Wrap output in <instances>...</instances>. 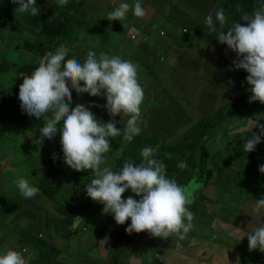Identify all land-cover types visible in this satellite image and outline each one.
<instances>
[{
	"label": "rangeland",
	"instance_id": "374dc122",
	"mask_svg": "<svg viewBox=\"0 0 264 264\" xmlns=\"http://www.w3.org/2000/svg\"><path fill=\"white\" fill-rule=\"evenodd\" d=\"M119 1L111 0H84L79 6L80 14L74 16L77 26H83L69 34L70 39L63 40L60 45L66 44L69 49L66 58H75L77 60L86 59L88 51H94L99 57L100 53L108 56H119L124 60L131 61L136 65L138 70L139 83L144 89V95L148 92L149 100L153 98L154 107L158 120L169 125L174 124L177 127L176 142L181 141L184 136L188 135L189 153L177 146L169 144L166 138L160 139L162 143V152L170 148V158L173 160L166 161L170 172L175 175H185L188 177L185 184L189 185L194 191L196 210H198V222L193 231V236L201 244H207L211 249L217 251L215 255L198 260L190 261L191 249L183 246L177 248L176 252H168L164 263L161 264H263L264 255H258V249L249 251L248 242H244V235L252 230L262 219V212L255 211V196L261 194V188L253 191L251 194L243 184V166L248 156L242 152L240 157L235 158L241 150V143L245 140L247 133L234 134L233 131L245 127L248 120V114L244 109H228L231 101L223 97L225 88L212 84L213 70L209 63L201 56L198 51L197 42L192 32L195 24L204 22L206 16L215 11L223 0H141L147 6V17L154 18L150 22L155 26L163 27L167 33L177 35L178 29L182 25L189 27L191 31V41L194 47L179 48L180 40L173 43V47L166 46L163 43L170 42V38H162L158 48L153 55L144 51H149V47L137 44L136 40L131 39V30L138 31V36L144 33L142 29H131L135 23L141 26L142 21H136L131 15L123 21L124 32L115 31V22L107 21L106 13L112 9ZM73 3L68 0L67 5ZM40 8L41 22L48 28H64L66 22L64 19L56 16L60 6H57L56 0H36ZM264 0H252L248 6H244L242 0L231 1L229 10L239 15L241 6L247 8L250 15ZM16 4L12 0H0V15L5 19L8 25L6 34L7 42L16 46L24 58L32 60L34 56H40L46 45V39L35 28H27L23 24V14L15 13ZM238 8V9H237ZM245 11V14H248ZM238 12V13H237ZM186 14L191 19L183 18ZM171 17L172 22L166 23L165 18ZM185 16V15H184ZM136 21V22H135ZM240 22H246L240 20ZM107 23V29L103 33L97 32L95 26L100 23ZM232 23L227 19L225 28L231 27ZM122 29V27H121ZM163 29V30H164ZM147 30V28H146ZM135 33V32H133ZM214 33L215 42L221 46H227L218 41ZM78 37V39H76ZM153 36L151 42L156 41ZM58 46V47H59ZM71 48H70V47ZM228 47V46H227ZM44 56V55H43ZM42 56V57H43ZM41 57V58H42ZM163 57V61L160 58ZM35 61H39L35 60ZM8 64L0 58V72L6 70ZM222 94V95H221ZM251 93L247 91L239 101L245 103L249 101ZM81 98L72 92V107L78 103L86 105L95 102L101 107H91L90 110L96 115L97 119L101 117L104 122L110 119L106 109L102 106L106 103L103 96L94 97L84 93ZM226 109H218L221 108ZM237 103H233L236 107ZM142 111L144 104H142ZM232 107V106H231ZM251 108L260 114H264V104L259 101L251 103ZM6 130L0 137V254H4L8 249L5 245L6 236L17 234L15 239V249L21 252L26 259V264H120L125 261L126 264L131 262L135 264H158L154 250L159 249L157 238L146 236L147 232L127 233L126 246L113 248L112 240L101 241L97 244V229L101 225L89 224L84 231V219L99 222L98 218L103 215V205L94 202L87 197L85 185L89 184L94 178L90 170L83 172L76 171L67 166L63 159L58 164L54 172V180L61 182L53 184L50 180H45L42 171L55 154L63 158L62 147L59 133L53 140L36 135L33 140L29 141L33 131L37 130L40 125L39 119L29 117L24 120L19 117V113H10L4 116L1 113ZM231 113H233L231 115ZM143 114V113H142ZM26 115V113H24ZM259 122L262 116L253 115ZM128 117L117 116L116 127L123 128ZM204 118H213L210 124L197 128V123ZM217 119V120H216ZM193 120L194 128L190 131L187 122ZM219 121L231 122L238 121L239 124L235 129L223 127ZM39 122V123H38ZM264 125V124H263ZM207 131V133H206ZM57 139V140H56ZM153 137L147 133L143 127V133L140 138L141 147L149 146ZM29 141V142H28ZM56 142V145H55ZM126 145L123 137L119 139L117 151L120 152ZM195 153V157L192 156ZM205 153V154H203ZM181 161L187 162L186 170H179L175 163ZM115 171V161L111 153L107 154V165ZM252 171H249V173ZM202 174L203 178H198ZM18 178L28 180L31 185L46 186L50 190L51 199H48L44 193L39 196L38 204L36 199L26 200L20 193L16 185ZM74 178L79 180V185L73 181ZM71 181V182H67ZM262 177L256 170L253 185L258 188ZM74 182V183H72ZM81 190V212L83 218H71L68 213L64 212L66 202L70 196L68 192ZM139 199V197H138ZM55 205H54V203ZM33 206L29 209L25 207ZM38 207V208H37ZM64 218L71 223H77L74 229L79 234L74 236L58 233L53 239L54 244L60 253L53 255L50 261H41L39 256L46 253L38 242V232L30 222L36 220L37 215L44 217ZM37 208V209H35ZM250 216L249 218H244ZM205 221V224H201ZM219 222H227L230 227L221 229L218 227ZM238 222V227H232ZM114 228L112 224L109 226ZM73 228V226H72ZM115 229V228H114ZM31 234H33L31 236ZM30 237L29 248L22 245L23 238ZM42 239H46V233L40 234ZM243 237V238H242ZM242 238V239H241ZM241 239V240H239ZM196 244V242H195ZM69 254L67 250L70 248ZM145 253H141L140 249ZM174 245H170L173 247ZM57 249V250H58ZM58 250V251H59Z\"/></svg>",
	"mask_w": 264,
	"mask_h": 264
},
{
	"label": "clouds",
	"instance_id": "9594fccd",
	"mask_svg": "<svg viewBox=\"0 0 264 264\" xmlns=\"http://www.w3.org/2000/svg\"><path fill=\"white\" fill-rule=\"evenodd\" d=\"M12 2L17 5L15 13L40 14L36 0ZM56 3L64 6L68 0H56ZM130 11L137 18L146 16L141 0H134L133 4L120 3L106 18L110 22H123ZM240 20L247 24L237 21L225 28L227 17L220 8L215 12V19L209 13L204 23L209 33L217 34L218 41L236 54L230 70L243 69L248 73L249 103L259 101L264 104V4L252 15H242ZM68 52L66 46L60 45L54 52L49 51L40 58L38 67L31 74L22 75L18 93L22 110L18 111L44 119L39 130L42 141L44 138L53 140L59 133L64 163L76 171L90 170L94 174L91 182L85 185L87 197L101 203L102 212L112 214L116 224L124 225L130 219L125 229L128 234L147 232L165 240L173 236L184 240L194 227V213L188 207L193 202L191 193L167 176L166 165L153 158L154 148L141 150L139 164L128 161L118 171L106 166L107 154L112 151L109 137L117 138L122 134L124 141L131 142L141 133L142 126L147 127L141 107L145 99L144 89L139 83L136 65L119 56L100 53L98 57L94 51H88L81 63L75 58H66ZM73 89L78 96L87 93L105 97L106 103L102 107L110 119L107 122L97 119L90 110L94 106L101 107L95 102L88 105L78 103L72 107ZM118 115L121 119L128 117L122 129L116 127ZM257 128L258 132L253 131ZM248 131L243 146L246 153L255 151L264 140V125L250 122ZM56 158L54 155L53 160ZM178 167L187 168V162L181 161ZM258 170L264 173V165H259ZM16 185L25 199L34 198L39 193V189L24 178H18ZM129 189L139 199L132 195L124 198L123 194ZM262 209L264 197L255 204L256 212ZM246 236L249 251L258 249L264 252V225L255 227ZM179 247L181 245L177 243ZM0 264H26V261L21 252L9 249L0 254Z\"/></svg>",
	"mask_w": 264,
	"mask_h": 264
},
{
	"label": "crops",
	"instance_id": "0c3cea01",
	"mask_svg": "<svg viewBox=\"0 0 264 264\" xmlns=\"http://www.w3.org/2000/svg\"><path fill=\"white\" fill-rule=\"evenodd\" d=\"M118 0H112L111 2H116ZM122 2H127L129 4H133L134 0H121L119 1L117 4H115V6L110 9L106 15L114 10L115 7H118V5ZM142 2V6L146 9H148V6L143 2ZM225 1L223 0V3L221 6H219L215 11L211 12V14H215L216 11H218L220 8L224 9V13L225 16L227 17V19L230 21V17L228 16L229 12L227 11V9L229 8V3H227V6H224ZM81 11V10H80ZM80 11L78 12L80 14ZM246 10H244V12L242 13V15H244ZM78 13L76 15H78ZM248 13V12H247ZM148 11H146V16L144 18H137L135 17L131 11L128 13L127 16L131 15L134 19H136V21H142L141 26L136 25L135 23L131 26V29H142L144 30V33L141 36H138V31H134L131 30L130 34H131V39L132 36H135V39L132 40H136L137 44L142 43V46H146V48L149 47L150 43H153V45L150 47L149 51H144L146 53L152 54L158 49V48H162L159 44L158 41H161L162 38H170V42H166V43H162L166 46H171L173 47V43L176 40H180V44L179 46L176 47V51L179 48H187V47H194L195 45L192 43L191 41V31L189 29L188 26L186 25H182L178 31H177V35L174 36L173 34H169L167 33V31L161 26V27H157L155 26L153 23H151L150 21L154 18H149L147 17ZM185 15V16H184ZM183 18L185 19H191L190 16L184 14ZM247 15H250L249 13ZM79 16V15H78ZM127 18V17H126ZM107 21H109L107 19ZM135 21V22H136ZM166 23H170L172 22V18L171 17H166L165 18ZM205 21V20H204ZM110 22V21H109ZM111 22H115L118 25H120V27L116 26L115 31L118 33H122L124 32V25L122 24L123 22L116 20V21H111ZM234 22L237 21H233L232 24ZM240 22V21H238ZM242 25H246L247 22H240ZM102 25H104L107 29V23H102ZM80 28H83V26H78ZM122 27V29H121ZM147 28V30H146ZM164 29V30H163ZM135 32V33H133ZM192 32L194 33L196 42H197V46H198V51L201 53V56L204 57V59L209 63V65L211 66L212 70H213V76H212V84L216 85V86H223L225 88L223 94V97L221 98H225L227 97L230 101H231V105H229L230 109H244L246 110L247 114H248V120H247V124L245 127H241L238 130L233 131L234 134H240L242 132H246L247 136L245 138L244 141H242L241 144H245L246 140L248 138L249 135V124L250 122H256L257 124H264V114H260L258 112H256L253 108H251V103H249V101L245 102V103H240V99L245 96L246 92L249 91L250 89V85L246 82V76L248 75V73L243 70V69H239V70H230L233 67V60L236 59V54L228 49L227 46H221L215 43L214 39V33H209L207 26L205 25V23H201V24H195L194 27L192 28ZM155 36L157 38L156 41L151 42V38ZM64 46H68L66 44H63ZM70 47V46H69ZM221 48L222 49V53L216 57V49L217 48ZM71 48V47H70ZM161 62L163 61V57L160 58ZM221 94V95H222ZM145 99H144V108H143V117L145 120H147V127L146 130L148 133H151L153 136H155L158 140L162 139V138H166L169 142V144L173 145V146H177L179 148H181L183 151L185 150L186 152L189 153V142H188V135L186 134L184 136V138L179 141L176 142L175 136H176V132H177V127L174 124L169 125L168 123H163L160 122L158 120V115L155 112V109H153L154 107V100L153 98L150 100V102L147 105L148 109H145V105L146 102L149 100L148 97V92L144 95ZM233 103H237L236 107H233ZM232 106V107H231ZM228 108V109H229ZM218 109H226L223 108V106L221 108ZM20 115L22 116V119L24 120H28L29 116L28 114L24 115V111H19ZM233 113H231L232 115ZM259 115L262 116V119L259 120V122H257L255 120V118L253 117V115ZM34 117V116H33ZM98 119L103 120L101 117H99ZM39 123V122H38ZM227 127H230L231 130L235 129V127L239 124L238 121H231V122H225ZM187 125L190 126V131L193 130L195 123L193 122V120H190L187 122ZM142 130H143V126H142ZM253 131H257L258 132V128L257 129H253ZM121 136L123 137V135L121 134ZM119 136V137H121ZM111 138L109 137V141L111 144V148L113 150V143L119 138ZM258 155H260L262 158H264V140H262L261 143H259L256 146V150H255ZM112 153V151L110 152ZM192 156L195 157V154L192 153ZM111 157L114 159V157L111 155ZM115 161V159H114ZM185 169H181V170H186ZM182 177H187L185 175H182ZM58 182H61L60 180H58ZM67 182H71L68 181ZM73 183V182H72ZM243 184L246 186L247 191L251 194L253 191L258 190L259 188H255L254 186H250L247 183ZM36 188H38L37 185H32ZM39 189V188H38ZM188 191V190H187ZM42 191L39 189V193L31 199H26V200H34L36 199V202L38 204L39 207V203L38 200H40L38 197L42 196ZM190 193H191V199H192V203L190 205H188L189 210L192 211L194 213V220H193V225L194 227L192 228V230H190V232L186 235V238L184 240H178L177 237L173 236V237H169L168 239H161L158 237L157 238V244L159 245V249H155V255L158 254L156 256L158 264L164 263L165 259H166V255H168V252H176L177 251V243H179L181 246H183L184 243H186V247H189L191 249V253H190V261L192 260H198L201 258H206L209 256H213L216 254L217 251H214L213 249H211L207 244H201L197 238H195L193 236V231L196 227V224L198 222V210H196V204H195V195H194V191L191 189L190 187ZM192 193L194 195V197H192ZM81 190H76L75 192H68V195L70 196L69 200L66 202L65 205V209L64 212L68 213L69 216L73 219H77V218H83L82 212H81V208H82V200L81 202H77L75 200V198L77 196H81ZM129 195L134 196V198L138 199L137 196H135V194H129V193H124L123 197L127 198ZM264 197V189L261 190V194L260 195H256L255 199L259 200L260 198ZM48 198V197H47ZM51 199V198H48ZM54 203V201H53ZM55 205V203H54ZM33 206H28L25 207L26 209H29ZM37 207V208H38ZM35 208V209H37ZM57 208V207H56ZM58 209V208H57ZM59 210V209H58ZM60 212V210H59ZM262 212V219L260 220V222L254 226H260V225H264V209L261 210ZM61 213V212H60ZM61 215L63 216V214L61 213ZM79 216V217H77ZM250 216H245L244 218H249ZM84 219V218H83ZM99 222H96L94 219H92V221L90 223H87L86 219H84V223L85 226L83 228V230L85 231L88 227L89 224L92 225H101V227H99L97 229V244H96V251L98 249V245L101 241L106 242L109 239L112 240V245L114 249H117L120 246H126L127 244V232L125 231L126 227L128 226V224H130V219L124 224V225H118L116 224L114 217L112 214H103L100 215L98 218ZM205 221H201V224H205ZM240 222H238L236 225H232V227H238ZM114 225V228H110V225ZM30 225H34L36 228V232H38L37 237H40V234L42 232L46 233V240L48 242H50L52 244L53 239L56 237V235L58 233L64 234L66 236L71 235V237L73 238L74 236H77L79 234L77 229L72 228V224L69 223L64 216L62 218H56V217H44L43 215H37L36 220H33L32 222L29 223L28 226ZM218 227L221 229H228L230 227V225L227 222H219L218 223ZM254 228L252 230H250L249 232H247L244 235V242H248L247 239V234L251 233ZM135 233V232H133ZM141 236H144L145 234H139ZM146 236H150L149 234H146ZM15 239H17V234L15 232V234H11V236H6V240H5V245L7 246V249H15ZM42 239V238H41ZM74 240V238H73ZM196 242V244H195ZM56 249H58L54 244H52ZM170 245H174L173 247H170ZM25 247L29 248V246ZM70 248L67 250V255L69 254V250ZM138 249H140V246L138 247ZM59 250V249H58ZM57 250V255L60 253V250ZM141 250V249H140ZM143 254H145L142 250L139 251ZM258 255H264V252H258ZM169 256V255H168ZM25 259V258H24ZM26 260V259H25ZM120 264H126L125 261L121 262ZM130 264H135L133 262H131ZM191 264V263H190ZM256 264H260V262H256ZM264 264V262H263Z\"/></svg>",
	"mask_w": 264,
	"mask_h": 264
},
{
	"label": "trees",
	"instance_id": "16d2710c",
	"mask_svg": "<svg viewBox=\"0 0 264 264\" xmlns=\"http://www.w3.org/2000/svg\"><path fill=\"white\" fill-rule=\"evenodd\" d=\"M84 0H73V3L70 5H64L60 6L58 9V12L56 14L57 17L64 19L66 22V26L64 28H48L45 26L39 16H32L30 13H24L23 14V24L27 28H35L37 29L42 36L46 39V45L43 49L42 54L40 56H34L32 60H27L26 58L23 57L22 53L18 51L16 46L10 45L7 40L8 36L6 34V29L8 30V25L6 24L5 19L0 15V58L4 60L8 64V68L6 70H3L0 72V108H3L1 110V113L7 117L10 113H19L18 110H22L20 106V101L18 99V93H19V85L23 81V74H31V72L38 67V62L35 61L40 59L43 55H46L47 52L52 51L54 52L56 48H58L59 44L63 40H69V34L71 32L76 31L77 29H82L78 27L74 21V16L80 11L79 6L82 4ZM112 1V0H111ZM224 6H227V3H231V1L235 0H224ZM252 0H242L244 6H248V4ZM244 6H241L240 9H238V12H242L244 10L247 11V8ZM229 14L228 16L230 17V22L232 23L233 21H239V18L242 16V13L239 15L232 13L229 8L227 9ZM237 12V13H238ZM97 32L103 33L104 30H106V27L102 25V23L97 24L95 26ZM78 39V37L76 38ZM79 62H83L82 60H78ZM73 94L77 95L75 90H72ZM83 95V94H81ZM81 95H77L78 97L82 98ZM230 109V108H229ZM20 114V113H19ZM20 118H22L21 115H19ZM217 120V119H216ZM211 121H215L213 118H204L201 119L197 123V128L206 126L210 124ZM39 122H45L44 119L41 117ZM220 124H222L223 127L227 128V125L223 121H219ZM4 121L3 118H0V137L3 135V133L6 130V126H4ZM143 130L141 133L134 137L133 141L127 142L125 147L118 152L117 151V146L119 139L122 137H119L114 143H113V150L111 155L115 159V171H118L120 168H122L123 164L128 161H132L135 164H139L141 162V155L140 152L144 147H141V142L140 138L142 136ZM148 133V132H147ZM207 133V131H206ZM153 137V139L150 142L149 146L145 147H151L154 148L155 155L153 158L158 159L162 161L166 165V173L169 178H174L178 184L185 186V188L190 192V186L185 184V180L188 179V177H182V175H175L169 170V166L167 165L166 161L168 160H173V158H170V148H166V152L161 153L162 149V143L160 140H158L155 136H153L151 133H148ZM33 133L31 134V137L29 141L33 140ZM57 140V139H56ZM28 141V142H29ZM56 145V142H55ZM244 144H241V150L239 153L236 154L235 158H238L241 155L242 152H244L247 156L248 159L246 163L243 166V182L249 184L250 186L253 185V181L255 178V173L257 170V167L259 165H264V159H262L255 151L246 153L243 150ZM195 154V153H194ZM205 154V153H203ZM57 157L55 160H53V157L46 162V167L42 171V176L45 180H50L53 184L58 183L57 180H54V172L58 168V164L60 161L63 159L61 156L58 154H55ZM178 162L175 163V167L179 170L181 168L178 167ZM57 167V168H56ZM249 171H252L249 173ZM262 180L259 185V189H264V173H260ZM198 178H203L202 174H198ZM73 181L79 185V180L77 178H74ZM73 182V183H74ZM38 188L46 195V197L51 198V193L48 187L46 186H39L37 185ZM255 187V186H254ZM130 194H134L131 192V190H126ZM192 197H194L192 193ZM77 202H81V196H77L75 198ZM83 214V213H82ZM87 223H90L92 220H86ZM33 234H31L32 236ZM38 242L40 243L41 247L46 249V253L43 255L39 256V260L41 261H50L52 260L53 255L57 256V249L48 241L43 240L39 237H37ZM22 245L28 246L31 239L30 237L28 238H23L22 240Z\"/></svg>",
	"mask_w": 264,
	"mask_h": 264
},
{
	"label": "flooded vegetation",
	"instance_id": "af4514ba",
	"mask_svg": "<svg viewBox=\"0 0 264 264\" xmlns=\"http://www.w3.org/2000/svg\"><path fill=\"white\" fill-rule=\"evenodd\" d=\"M222 5V4H221ZM220 5V6H221ZM241 8V7H240ZM238 9V8H237ZM213 15V18L215 19V14H212ZM214 41H215V39H214ZM216 43V42H215ZM216 44H218V43H216ZM219 45V44H218ZM222 53V49L219 47V48H217L216 49V52H215V54H216V59H217V56H219L220 54Z\"/></svg>",
	"mask_w": 264,
	"mask_h": 264
},
{
	"label": "bare ground",
	"instance_id": "6f19581e",
	"mask_svg": "<svg viewBox=\"0 0 264 264\" xmlns=\"http://www.w3.org/2000/svg\"><path fill=\"white\" fill-rule=\"evenodd\" d=\"M42 123H44V122H40V124H42ZM41 127H43V125H40ZM41 127H39L37 130H35V131H33L32 133H33V138L36 136V135H38V136H40V128Z\"/></svg>",
	"mask_w": 264,
	"mask_h": 264
},
{
	"label": "built area",
	"instance_id": "2783aa9c",
	"mask_svg": "<svg viewBox=\"0 0 264 264\" xmlns=\"http://www.w3.org/2000/svg\"><path fill=\"white\" fill-rule=\"evenodd\" d=\"M132 39H135V36H132Z\"/></svg>",
	"mask_w": 264,
	"mask_h": 264
}]
</instances>
